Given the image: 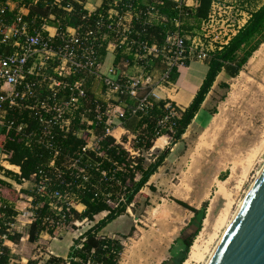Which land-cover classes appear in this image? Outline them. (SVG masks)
<instances>
[{"label":"built area","instance_id":"obj_1","mask_svg":"<svg viewBox=\"0 0 264 264\" xmlns=\"http://www.w3.org/2000/svg\"><path fill=\"white\" fill-rule=\"evenodd\" d=\"M63 1L48 0L46 4L70 10L71 5L63 4ZM172 1L176 15L170 18L161 11L165 0H141L140 4L144 5L145 9L140 8L139 3L109 0V7L105 13L99 14L93 24H80L77 27L67 25L59 31L57 24H61V17L54 13L42 16L40 26L30 29L26 14L11 10L6 0L0 3V129L5 128L9 131L15 128L21 131L20 140L25 145L31 146L35 142L48 149L53 154L48 160V165L60 171L54 156L60 149L55 134L60 130L68 132L73 118L78 117L88 124L93 122L90 116L98 121L103 120L106 132L113 135L112 127L116 119L117 123H123L128 114L131 117L143 116L154 101L163 99L154 89L173 82L170 80L173 69L179 70L193 59L206 60L209 50L213 49L203 48L202 43L197 41L200 38L196 39V35L186 44V37L182 34L184 8L196 6L197 0ZM8 12L15 13L9 23L5 19ZM240 15L236 21L233 19V25L237 27H240L249 15L248 10L241 9ZM140 18H143L141 23L144 26L137 29L136 21ZM169 20L174 22L175 29L167 33L164 44L150 43L146 25ZM49 25L55 26V35L47 32ZM56 35L59 36V41L55 40ZM106 38L109 40L108 44L113 43L115 52L118 47H123L125 53L133 55V60L123 57L119 61L121 65L114 63L106 68L104 54L99 49ZM158 56L162 57L164 67H150V59ZM131 68L135 71L131 72ZM89 79L91 82L87 84ZM95 80H101L119 96L118 103L113 102L115 108L112 115L106 100L103 101L107 103L106 108L100 103L102 100L96 97L91 101L89 87H93ZM165 100L166 111L157 117L155 135L162 133L171 138L178 112L172 101ZM129 101H133L131 107L128 106ZM9 109H16L19 112L25 109L32 111L37 115L38 127L23 130L26 124L9 118L7 116ZM77 133L86 138L93 134V129L81 128ZM91 141L96 144L91 137L88 146L83 147L84 151L88 147H95L90 145ZM61 164L68 166V157ZM72 165L76 166V163ZM39 174L37 182L32 179L34 185L31 191L34 193L21 194V190L17 189L19 198L13 204L15 214L5 222V231L0 232V255L5 252V247L13 246L14 240L10 239V236L18 232V224L20 222L30 224L36 219L38 216L36 209L42 206L45 200L49 204L50 213L44 216L43 224L46 229L42 233L48 234L49 228H55L56 236H59L70 223L82 225L85 222L79 219L66 221V216L72 218L70 209L79 204L78 199L68 191V188L64 190L48 188L46 183L48 177H44L42 171ZM37 196L44 200L34 204L33 199ZM24 197L28 201L26 207L21 205ZM9 251V264H15V259L11 256L13 249Z\"/></svg>","mask_w":264,"mask_h":264},{"label":"trees","instance_id":"obj_2","mask_svg":"<svg viewBox=\"0 0 264 264\" xmlns=\"http://www.w3.org/2000/svg\"><path fill=\"white\" fill-rule=\"evenodd\" d=\"M4 1L0 0V3ZM22 1L29 7V12L25 15V18L29 21L30 29L40 26L42 16L54 13L56 16L61 17V24H57L58 31L67 25L77 27L80 24H93L99 14L101 12L105 13V10L109 7V0H103L102 4L94 11H89L84 6L86 0H64L63 4L68 3V5H71L72 8L70 10L57 6L50 7L46 4L48 0ZM125 1L135 4L139 3V7L145 9V6L140 4L141 0ZM212 2L213 0H197L196 6H186L184 8L185 15L181 23L182 34L190 33L192 35L193 30L199 28L208 19ZM259 3L254 7L245 5L242 9L248 10L249 16L247 20L237 28L236 32L226 42H218L213 49L209 50V56L206 59L208 63L207 73L190 104L185 108H181L179 106L175 107L173 102L174 108L178 113L174 120L175 128L171 134V143H177L183 139L182 135L186 132L188 125L200 109L217 75L220 72H224L228 77L237 75L253 52L264 42V0H260ZM173 6L174 2L172 0H165L161 11L172 18L176 15V10ZM143 11H141V15ZM14 12L6 13L5 19L8 23L12 21ZM142 19H137V29H141L144 26L141 23ZM146 26L149 42H156L159 45H163L167 33L175 29V24L171 20L154 22ZM55 40H60L58 35L55 36ZM108 41L107 38L104 39L102 46L99 47L102 54L106 53ZM189 42L190 40L185 38V43L188 44ZM123 57L133 60L132 54H127L123 51V47H118L116 63ZM161 58V56L152 57L149 66L164 67L165 64ZM178 73L179 70L173 69L170 73V80L175 81ZM218 85L227 87L228 83L220 81ZM92 99L93 97L91 101ZM165 101V99L154 101L153 105L148 108L143 116H136L139 119L137 121L139 128L134 137L133 146L135 153L125 147L123 143L126 139L125 136H123L122 141H118L115 136L106 132L105 121H98L90 116L93 122L88 124L78 117L73 118L68 132L60 130L55 134L60 149L54 156L60 171L48 165V160L53 155L48 149L35 142L31 146L25 145L20 140L21 131L15 128L9 131H6L5 128L0 129V148L6 153L7 161L18 165L20 171L14 172L5 168L1 162L0 170L14 178L16 182H23L29 179L37 182L40 178L39 173L42 171V175L48 177L46 182L48 188L61 190L68 188V191L75 195L79 203L85 206L81 212L72 207L70 209L73 214L72 218L69 215L66 216L67 222L71 221V219H79L85 220L84 223L87 225L73 240L66 256L51 253L41 264H118L123 251L122 239L103 234L101 231L119 216L127 213L128 208L134 210L140 204L143 188L148 184L150 176L158 169L170 152L169 148H165L155 154L153 159H150L147 154V150L153 145L154 139L162 134L155 135V131L157 117L166 111L164 107ZM100 103H102L103 108H106V102L102 101ZM92 105L94 106L95 103ZM132 105L133 101H129L128 106L131 107ZM213 111L215 112V110ZM7 116L15 118L17 122H24L26 127L23 130L38 127L37 115L30 110L25 109L19 112L16 109H9ZM128 117L132 118L130 114H128ZM136 117L133 118L136 119ZM125 125L128 127L127 123ZM88 127L93 129L92 135L89 134L85 138L77 133L79 129ZM91 137L96 142V146L88 147L84 151L83 147L88 146V141ZM67 157L68 166L67 164H61ZM72 163H76V166H73ZM149 187H152L151 184H149ZM28 193H34V191ZM0 197L2 200V205L0 206V232H4L6 228L5 222L15 214L13 203L10 200L16 201L19 195L12 184L3 178H0ZM40 200H44V198L37 196L33 199V203L37 204ZM176 201L189 208L193 215L175 239L177 246H171V256L164 260L162 264H182L187 258L195 236L202 227L206 212V203H203L198 208L181 199H176ZM36 211L38 214L37 218L28 225L27 235L28 240L31 242L39 240L42 232L46 229L43 219L45 215L50 213L47 200L44 201L42 206L37 207ZM98 215H100L99 218H97ZM80 227L76 226V228ZM134 229V224H132L129 232L123 234L122 237L130 236ZM47 232L51 239L56 237L55 228H49ZM20 237L21 233L16 232L10 236V239L17 241ZM9 252V248L5 247V252L0 255V264H9ZM26 264H36V261L29 258Z\"/></svg>","mask_w":264,"mask_h":264},{"label":"rangeland","instance_id":"obj_3","mask_svg":"<svg viewBox=\"0 0 264 264\" xmlns=\"http://www.w3.org/2000/svg\"><path fill=\"white\" fill-rule=\"evenodd\" d=\"M259 1L214 0L210 11L212 16L195 28L192 35L185 33V37L191 42L196 35L203 48H214L220 40L227 39L232 32L229 28L236 27L226 23H233V19L236 21L241 17L240 10L245 5L254 7ZM223 77L227 78L228 86L217 85L210 95L212 106L214 103L217 105L214 106L215 112L211 111L212 114L199 125H192L177 145L172 148V144L169 145L170 154L143 188L140 204L102 229L101 233L122 239L123 251L118 264H162L171 256V246H177L175 239L193 215L176 199L198 208L206 203L202 227L193 240V243L197 242L202 256L187 260L190 247L184 260H187L184 264H206L259 173L264 164V42L237 75L228 77L224 74ZM90 82L89 79L87 84ZM104 86L112 115L115 107L110 96L114 92L106 84ZM89 90L91 93L92 88L89 87ZM137 121V118H129L124 123L129 126V131L125 133L127 147L132 146L138 132ZM116 126L113 124L112 133L119 136L121 130ZM163 140L164 137H161L156 142ZM90 145L96 146L93 141ZM150 152L154 154H148L150 159L159 153ZM21 205H28L25 197ZM132 224L135 227L133 233L122 237L129 232ZM28 225L27 222L18 224L17 230L24 237L11 247L15 264L23 262V257L41 264L51 253L66 255L69 244L87 227L85 223H70L54 240H47L44 236L31 242L27 239Z\"/></svg>","mask_w":264,"mask_h":264},{"label":"crops","instance_id":"obj_4","mask_svg":"<svg viewBox=\"0 0 264 264\" xmlns=\"http://www.w3.org/2000/svg\"><path fill=\"white\" fill-rule=\"evenodd\" d=\"M102 1L103 0H86L84 6L89 11H94L95 9H97L102 4ZM6 3H8V6L11 10L13 9L14 11L22 12L24 14H27L29 12V7L27 5H25L22 0H6ZM248 16H246V18L240 24V26L247 20ZM226 25L227 26H230V25L235 26V25H233V23H226ZM237 28H238L237 26L233 27V28H229V30H231L232 32L230 34H228V37H226V38L228 39L233 33H235ZM47 32L50 33L51 35H55V33H56L55 26L49 25L47 27ZM227 39H224L222 42H226ZM106 58H108V60H107L108 62L106 61ZM115 59H116V52L114 51L113 43L110 42L107 46L106 53L104 54V61H106L105 67L107 68L108 66L116 63ZM118 64L121 65V62H118ZM207 70H208V63L206 62V60H202V59L190 60L186 65L182 66L179 69V73H178V76H177L175 81H173L167 85L156 87L154 89V91L161 98L170 100V101L174 102L177 106H179L181 108H185L186 106H188L190 104L195 93L199 89V87H200V85H201V83H202V81H203V79L207 73ZM130 71L134 72L135 70L131 68ZM224 74H225L224 72H220L217 75L216 80L214 81L210 91L207 93L204 101L202 102L200 109L198 110V112L196 113L194 118L192 119L191 123L188 125L187 130L189 128H191L192 125H194V124L199 125L200 122H204L208 118V116L210 114H212L211 111L214 112L213 111L214 106L216 107L217 105H216V103H214V106H212L213 104L211 103L210 95L213 92V90L217 87V85L220 81L228 82L227 78L223 77ZM95 82L96 83L92 87L91 93L89 92L90 96L96 97L102 101L106 100L105 95H106L107 91L105 90L104 83L101 80H95ZM110 97L113 99V101L115 103L116 102L118 103L117 99L119 96L117 94H112ZM211 108H212V110H211ZM134 117H136V116H134ZM128 118L129 117L127 116V118H125L124 121H126ZM137 120H139V119L137 118ZM117 122H118V120L116 119V122H115V124L117 125L116 128H119L121 130V132H120L119 136H117L116 134H113V136H115L118 141H122L123 136H125L126 139L123 142L125 145V142L128 141V137L126 136L125 133L127 131H129V126L127 127L124 124L125 122H123V123L119 122L120 124ZM185 134H186V132L182 136L185 137ZM161 137H164V140L161 143H157L156 141H159ZM170 139L171 138L166 134H161V135L157 136L153 141V145L147 150V154L154 155L150 151H152V152L153 151H159L160 152L161 149L163 150V149H165V147L168 148L169 145H171V144H172V146H170V148H172L173 145H175V144L177 145L180 142V141H178L177 143H171ZM133 144H134V139H133ZM133 144L130 147H127L125 145V147L134 151ZM169 154H170V152H169ZM0 157H2V160L0 159V162L5 168L11 169L14 172L20 171V168L18 165L11 164L9 161H7L6 153L3 152V150L1 148H0ZM161 165L158 168H160ZM155 173H157V170L150 176V178ZM0 178H3L5 180H7L8 182H10L16 190L17 189L21 190V194H25L26 192L28 193L32 189V186L28 184V183H32V179L25 180L23 182H16V180L14 178L8 176L6 173H4L3 170H0ZM150 178H149V180H150ZM148 183H149V181H148ZM10 202L15 204L16 201L10 200ZM75 208L79 212H81L84 210L85 206L82 203H79V204L75 205ZM129 209L130 208H128V210ZM44 236L46 237L45 239H47V240L51 239L50 235L47 233H42L40 237H44ZM21 237H24V236L21 234ZM27 239H28V235H27ZM51 240H54V238ZM16 243H17V241H14V244H16ZM72 243L69 244V247ZM55 255H59V254H55ZM63 256H66V255H63ZM23 259H24V261L22 262V264H26L28 262L29 258L23 257Z\"/></svg>","mask_w":264,"mask_h":264},{"label":"water","instance_id":"obj_5","mask_svg":"<svg viewBox=\"0 0 264 264\" xmlns=\"http://www.w3.org/2000/svg\"><path fill=\"white\" fill-rule=\"evenodd\" d=\"M206 264H264V164Z\"/></svg>","mask_w":264,"mask_h":264},{"label":"bare ground","instance_id":"obj_6","mask_svg":"<svg viewBox=\"0 0 264 264\" xmlns=\"http://www.w3.org/2000/svg\"><path fill=\"white\" fill-rule=\"evenodd\" d=\"M230 221H231V219H230ZM229 221V222H230ZM162 223V222H161ZM229 224V223H228ZM165 226V225H164ZM228 226V225H227ZM226 226V227H227ZM226 229V228H225ZM197 239V238H196ZM195 239V240H196ZM200 256H202V253H201V251H200V248H199V246H198V244H197V242L195 241L192 245H191V250H190V253H189V258L187 259V260H190V259H199L200 258ZM187 260H186V262H187Z\"/></svg>","mask_w":264,"mask_h":264}]
</instances>
